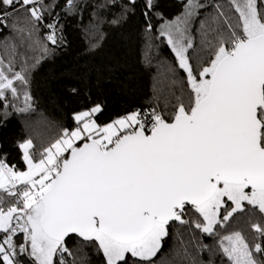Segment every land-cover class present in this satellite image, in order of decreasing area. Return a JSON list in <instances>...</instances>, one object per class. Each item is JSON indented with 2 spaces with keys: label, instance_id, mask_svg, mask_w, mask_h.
<instances>
[{
  "label": "snow or ice",
  "instance_id": "1",
  "mask_svg": "<svg viewBox=\"0 0 264 264\" xmlns=\"http://www.w3.org/2000/svg\"><path fill=\"white\" fill-rule=\"evenodd\" d=\"M181 3V14L158 30L175 59L163 108L157 103L101 122L104 106L89 96L73 116L75 127L42 151L30 138L17 141L26 170L10 166L0 151V264H93V256L95 264H160L166 239L182 229L189 264H216L217 256L220 264H264V0ZM87 4L0 0V31L10 29L27 51L39 53L19 71L16 44L7 64L0 57L3 120L9 106L34 111L29 90L22 107L15 103V82L29 87L41 62L66 45L60 20L82 19ZM117 6L107 21L114 27L127 24L138 7L146 32L151 15L164 19L158 0H102L92 17ZM197 20L199 48L191 35ZM41 28L48 29L43 39ZM103 39L100 32L88 51ZM121 68L114 56L106 78Z\"/></svg>",
  "mask_w": 264,
  "mask_h": 264
},
{
  "label": "trees",
  "instance_id": "2",
  "mask_svg": "<svg viewBox=\"0 0 264 264\" xmlns=\"http://www.w3.org/2000/svg\"><path fill=\"white\" fill-rule=\"evenodd\" d=\"M100 2L102 0H88L87 7L82 12V19L80 15L62 18L60 24L66 45L41 62L39 71L33 73L35 79L27 89L15 82L19 92V100L15 103L22 107L23 93L29 90L33 97L34 111L16 113L9 106L6 111L11 115L7 120H3L5 109L0 106V123L4 124L0 127V142L3 144L0 151L9 165L13 164L19 170H26L17 141L22 142L30 138L33 141V150L42 151L43 147L55 142L65 129L71 130L75 127L73 116L83 110L86 103L102 102L104 112L99 116V120L108 122L137 108L154 107L157 103L163 108L164 98L170 96L171 74L175 67L174 54L166 40L157 37L160 24L165 20H174L183 11L181 0H158L156 11L161 12L164 19L150 14L153 25L150 33L145 31L146 21L139 7L136 15L122 27H114L107 22L120 12L119 6L99 9V19H93V5ZM138 2L142 3V0ZM198 2L203 3L205 0ZM55 11L60 12L61 9L57 8ZM63 15L64 13H61L62 17ZM203 18L204 10H201L199 19ZM95 25L99 26V32L95 30ZM198 28L199 20L191 29L197 48L201 43ZM46 32V28L40 29L41 39ZM100 32L104 34L102 47L94 53L89 52V43L99 36ZM12 44L17 45L18 55L14 64L16 71L21 69L25 58L39 55L27 51V42L22 45L19 36L10 29H3L0 31V57L5 59L6 64L8 56L11 55ZM114 56L120 60L122 68L109 80L104 68L113 62ZM31 62L29 59V63ZM179 75L184 74L180 72ZM174 87L180 88V84ZM72 88H77L78 94L72 93ZM89 96L91 101L87 100ZM8 99L12 101L10 93ZM181 240L188 244L189 234L182 229L181 235L177 236L173 230L158 254L160 264H189V260L184 257ZM204 243H211V240L205 237ZM188 250L195 255L193 247L189 246ZM203 258L207 259V253ZM92 259L95 264V257ZM216 264H220L219 256L216 257Z\"/></svg>",
  "mask_w": 264,
  "mask_h": 264
},
{
  "label": "built area",
  "instance_id": "3",
  "mask_svg": "<svg viewBox=\"0 0 264 264\" xmlns=\"http://www.w3.org/2000/svg\"><path fill=\"white\" fill-rule=\"evenodd\" d=\"M47 32H48V29H47ZM47 32H46V34H47ZM150 108H152V107H149V108H144V109L137 108V109H140V110H148V109H150ZM137 109H135V110H137ZM10 166H14V165H13V164H11Z\"/></svg>",
  "mask_w": 264,
  "mask_h": 264
}]
</instances>
